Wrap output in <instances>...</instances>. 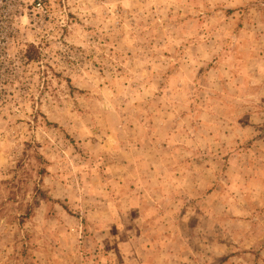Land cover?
I'll list each match as a JSON object with an SVG mask.
<instances>
[{
	"label": "rangeland",
	"instance_id": "obj_1",
	"mask_svg": "<svg viewBox=\"0 0 264 264\" xmlns=\"http://www.w3.org/2000/svg\"><path fill=\"white\" fill-rule=\"evenodd\" d=\"M0 264H264V0H0Z\"/></svg>",
	"mask_w": 264,
	"mask_h": 264
},
{
	"label": "crops",
	"instance_id": "obj_2",
	"mask_svg": "<svg viewBox=\"0 0 264 264\" xmlns=\"http://www.w3.org/2000/svg\"><path fill=\"white\" fill-rule=\"evenodd\" d=\"M187 169V168H186ZM167 172H165V175H160V177H162V181L161 184H163L164 180H169V185L168 186H164L162 187V192H160L161 194V201L160 204L163 205V207L167 206L164 203H170L172 204L174 201L173 200H177V193L178 191L180 192L181 188L183 187V185L178 184V174L175 168H170L169 170H166ZM187 177V174L182 173V178L183 177ZM165 188V189H163ZM169 205V204H168Z\"/></svg>",
	"mask_w": 264,
	"mask_h": 264
},
{
	"label": "built area",
	"instance_id": "obj_3",
	"mask_svg": "<svg viewBox=\"0 0 264 264\" xmlns=\"http://www.w3.org/2000/svg\"><path fill=\"white\" fill-rule=\"evenodd\" d=\"M43 0H39V3L42 4Z\"/></svg>",
	"mask_w": 264,
	"mask_h": 264
},
{
	"label": "trees",
	"instance_id": "obj_4",
	"mask_svg": "<svg viewBox=\"0 0 264 264\" xmlns=\"http://www.w3.org/2000/svg\"><path fill=\"white\" fill-rule=\"evenodd\" d=\"M28 56H29L30 58H33V56H32V55H31V56H30V55H28Z\"/></svg>",
	"mask_w": 264,
	"mask_h": 264
}]
</instances>
